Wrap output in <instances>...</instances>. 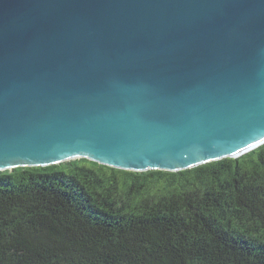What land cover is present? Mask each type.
I'll return each instance as SVG.
<instances>
[{"label": "water", "instance_id": "1", "mask_svg": "<svg viewBox=\"0 0 264 264\" xmlns=\"http://www.w3.org/2000/svg\"><path fill=\"white\" fill-rule=\"evenodd\" d=\"M264 144V0H0V171L177 172Z\"/></svg>", "mask_w": 264, "mask_h": 264}, {"label": "trees", "instance_id": "2", "mask_svg": "<svg viewBox=\"0 0 264 264\" xmlns=\"http://www.w3.org/2000/svg\"><path fill=\"white\" fill-rule=\"evenodd\" d=\"M0 264H264V144L177 172L0 171Z\"/></svg>", "mask_w": 264, "mask_h": 264}]
</instances>
